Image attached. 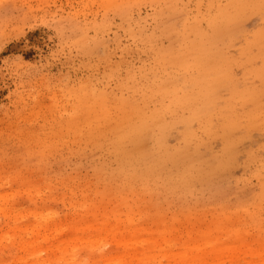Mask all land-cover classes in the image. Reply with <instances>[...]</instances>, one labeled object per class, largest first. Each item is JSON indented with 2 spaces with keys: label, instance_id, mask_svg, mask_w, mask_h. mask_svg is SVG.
I'll return each mask as SVG.
<instances>
[{
  "label": "rangeland",
  "instance_id": "374dc122",
  "mask_svg": "<svg viewBox=\"0 0 264 264\" xmlns=\"http://www.w3.org/2000/svg\"><path fill=\"white\" fill-rule=\"evenodd\" d=\"M35 259L264 264V0H0V264Z\"/></svg>",
  "mask_w": 264,
  "mask_h": 264
},
{
  "label": "bare ground",
  "instance_id": "6f19581e",
  "mask_svg": "<svg viewBox=\"0 0 264 264\" xmlns=\"http://www.w3.org/2000/svg\"><path fill=\"white\" fill-rule=\"evenodd\" d=\"M39 226V223H37L36 224V227H38ZM39 232V231H38ZM36 241H37V238H36ZM33 240L31 241V242H29V241H26V242H24V244L26 245L25 246V248H28L29 250L31 249V248H34V245H33ZM22 246V245H21ZM23 247V246H22ZM58 248H59V246H58ZM45 262V261H44ZM44 262H41V264H45ZM34 264H37V261H36V259H35V261L33 262Z\"/></svg>",
  "mask_w": 264,
  "mask_h": 264
}]
</instances>
